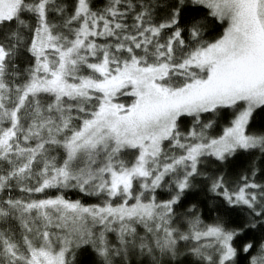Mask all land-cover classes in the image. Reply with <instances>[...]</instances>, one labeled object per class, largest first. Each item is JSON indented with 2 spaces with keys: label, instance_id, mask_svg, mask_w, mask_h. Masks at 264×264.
Listing matches in <instances>:
<instances>
[{
  "label": "snow or ice",
  "instance_id": "snow-or-ice-1",
  "mask_svg": "<svg viewBox=\"0 0 264 264\" xmlns=\"http://www.w3.org/2000/svg\"><path fill=\"white\" fill-rule=\"evenodd\" d=\"M0 264H264V0H0Z\"/></svg>",
  "mask_w": 264,
  "mask_h": 264
}]
</instances>
